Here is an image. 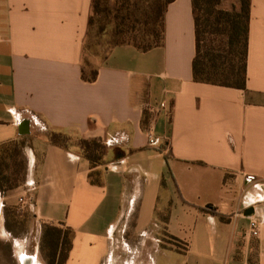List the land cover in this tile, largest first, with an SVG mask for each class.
<instances>
[{"label":"crops","instance_id":"0c3cea01","mask_svg":"<svg viewBox=\"0 0 264 264\" xmlns=\"http://www.w3.org/2000/svg\"><path fill=\"white\" fill-rule=\"evenodd\" d=\"M90 15L91 0H0V144L28 154L25 180L0 197L17 263L47 264L42 236L57 227L65 264H264V0H251L245 90L193 80L191 0L168 5L161 46L115 47L86 82ZM48 131L101 141L105 164L50 145ZM16 196L32 203L29 250L8 223Z\"/></svg>","mask_w":264,"mask_h":264},{"label":"trees","instance_id":"16d2710c","mask_svg":"<svg viewBox=\"0 0 264 264\" xmlns=\"http://www.w3.org/2000/svg\"><path fill=\"white\" fill-rule=\"evenodd\" d=\"M174 0H149L147 7L136 15L129 0L122 6L111 10L108 0H91V15L88 20L85 43L94 25L93 14L110 15L114 24L102 22L97 28V36H103L111 30L114 40L112 47L129 45L141 52H148L163 44L164 16L166 9ZM223 0H191L195 28V56L192 62L193 80L197 83L215 85L239 90L246 89L247 58L249 39V19L251 0H236L238 8L231 11L221 9ZM97 70L82 64V79L93 82ZM48 143L63 150L75 151L85 158L91 168L105 164L107 147L97 139L72 137L69 132L49 131ZM165 159L167 156L165 155ZM19 167L16 172L21 175L18 183L25 180L27 164L24 147L19 140H10L0 144V176L10 169ZM7 178H5V181ZM17 181V180H16ZM92 184L98 180L90 174ZM11 184L12 190L19 184ZM212 215H219L213 209H202ZM62 230L46 227L42 236L41 252L47 264H65L71 248L69 238L64 239ZM68 235V234H67Z\"/></svg>","mask_w":264,"mask_h":264},{"label":"rangeland","instance_id":"374dc122","mask_svg":"<svg viewBox=\"0 0 264 264\" xmlns=\"http://www.w3.org/2000/svg\"><path fill=\"white\" fill-rule=\"evenodd\" d=\"M128 0H108V5L111 8V10H115L116 8L122 6L125 2ZM129 5L131 6V9H136V15L138 18H140L141 13L143 10L147 7L149 0H129ZM221 9L231 11L234 8H238V2L236 0H223L222 3L219 6ZM94 16V25L92 26V30L87 38V41L85 43V49L82 52V64L86 66V64L90 65L93 69H96L97 66L102 62V60L109 54V52L112 50V47L114 45L113 35L111 30L107 31L106 34L103 36H97V28L99 27L100 23L102 22H110L111 25L114 24V19L110 15L108 18H104L103 15L99 14H93ZM49 132V131H48ZM46 132V133H48ZM72 137H78L77 134L73 132H69ZM27 153H24L25 162L27 164ZM16 170H19V167L12 166L10 169L6 172H3L4 174L0 176V197L3 194V192L8 191V186L11 184H14V182L17 184L21 177ZM5 178L7 180L5 181ZM17 180V181H16ZM22 183V182H21ZM21 183H18L19 185ZM16 202H18V197H15ZM7 208L3 209L4 211ZM11 214H7L9 218V224L13 226V229L15 231L19 232H29L28 236V243L26 244L27 250L31 248V243L34 240V236L32 234V225L31 221H26L23 217L26 215L27 210L20 209L19 205L16 207L8 208ZM4 216V214H3ZM12 216V217H11ZM20 217V219H19ZM24 223H23V222ZM63 237L67 240L68 232L63 231ZM12 238L8 237L5 233V231L0 227V264H18L17 263V255L19 253V248L15 247L13 248L12 245ZM42 251V250H41ZM42 253V252H41Z\"/></svg>","mask_w":264,"mask_h":264},{"label":"built area","instance_id":"2783aa9c","mask_svg":"<svg viewBox=\"0 0 264 264\" xmlns=\"http://www.w3.org/2000/svg\"><path fill=\"white\" fill-rule=\"evenodd\" d=\"M160 107L165 109L166 105L164 103H161ZM148 142H149V144L153 145L155 143V140L153 139V137L149 136ZM18 205H19L20 209H22V210H30L32 208V203L30 201L24 199L23 197H20L18 199ZM247 233L250 237H254V238H258L260 236V226L255 220H252L249 223Z\"/></svg>","mask_w":264,"mask_h":264},{"label":"water","instance_id":"95a60500","mask_svg":"<svg viewBox=\"0 0 264 264\" xmlns=\"http://www.w3.org/2000/svg\"><path fill=\"white\" fill-rule=\"evenodd\" d=\"M18 133L20 136H26L30 134V121L28 120H24L20 123L19 127H18ZM253 210L252 209H247L244 212L245 216H250L252 215Z\"/></svg>","mask_w":264,"mask_h":264}]
</instances>
